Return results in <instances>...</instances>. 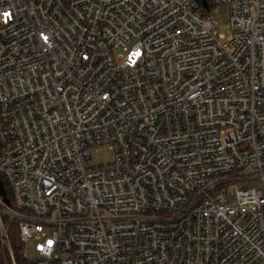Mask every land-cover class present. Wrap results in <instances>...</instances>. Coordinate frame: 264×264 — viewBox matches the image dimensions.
<instances>
[{
  "label": "built area",
  "instance_id": "1",
  "mask_svg": "<svg viewBox=\"0 0 264 264\" xmlns=\"http://www.w3.org/2000/svg\"><path fill=\"white\" fill-rule=\"evenodd\" d=\"M207 1L0 0V264H264V0Z\"/></svg>",
  "mask_w": 264,
  "mask_h": 264
},
{
  "label": "rangeland",
  "instance_id": "2",
  "mask_svg": "<svg viewBox=\"0 0 264 264\" xmlns=\"http://www.w3.org/2000/svg\"><path fill=\"white\" fill-rule=\"evenodd\" d=\"M213 13L219 18L220 25L218 27V32L225 36V40L223 42H228L231 40L233 33L231 30V26L229 23V11L227 8H217L213 11ZM114 159L113 152L108 148H100L95 151L93 156V164L95 166H101L112 162ZM29 258L32 259V254L28 253Z\"/></svg>",
  "mask_w": 264,
  "mask_h": 264
},
{
  "label": "trees",
  "instance_id": "3",
  "mask_svg": "<svg viewBox=\"0 0 264 264\" xmlns=\"http://www.w3.org/2000/svg\"><path fill=\"white\" fill-rule=\"evenodd\" d=\"M4 183H5V187L7 189V195L12 201V195H11L10 189H9L6 181H4ZM10 238H11V242H12V246L14 249V253H15L17 263L18 264H27V260H26L25 255H24L25 247L20 240L19 231H18V228L16 226L14 228H12V230L10 231Z\"/></svg>",
  "mask_w": 264,
  "mask_h": 264
},
{
  "label": "water",
  "instance_id": "4",
  "mask_svg": "<svg viewBox=\"0 0 264 264\" xmlns=\"http://www.w3.org/2000/svg\"><path fill=\"white\" fill-rule=\"evenodd\" d=\"M196 1H198L206 10L209 9V4L207 0H196ZM0 194L4 197L5 202L9 205L10 200L7 197V192H6L4 183L2 182L1 179H0Z\"/></svg>",
  "mask_w": 264,
  "mask_h": 264
}]
</instances>
